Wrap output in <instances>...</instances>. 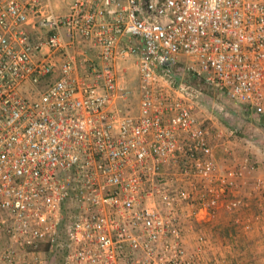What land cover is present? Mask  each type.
Instances as JSON below:
<instances>
[{
  "label": "built area",
  "instance_id": "obj_1",
  "mask_svg": "<svg viewBox=\"0 0 264 264\" xmlns=\"http://www.w3.org/2000/svg\"><path fill=\"white\" fill-rule=\"evenodd\" d=\"M183 74L264 117V0H0V264H217L187 233L264 179Z\"/></svg>",
  "mask_w": 264,
  "mask_h": 264
},
{
  "label": "crops",
  "instance_id": "obj_2",
  "mask_svg": "<svg viewBox=\"0 0 264 264\" xmlns=\"http://www.w3.org/2000/svg\"><path fill=\"white\" fill-rule=\"evenodd\" d=\"M54 6H56L55 2ZM125 78L127 77L125 76ZM130 102L131 99L128 102L120 101L119 106L127 110L128 107L131 108L128 106ZM199 117L201 116L199 115ZM203 119L208 120V115H204ZM207 124L211 125L208 122ZM219 128L221 129L218 125L212 126L211 131L214 136L219 132ZM212 145L214 146V158L218 165L222 169L226 168L225 163L230 161V156L221 148V142L213 140ZM227 146L229 147V145ZM254 157L259 163L256 176L264 179V154ZM223 166L225 167L223 168ZM250 187L251 185H248V188ZM243 190L242 188L236 194L245 199L248 207L240 208L230 214L225 211L223 201H221L218 217L214 221L211 222L205 219L204 213L199 214L194 222V231H189L185 237L186 245L190 249L196 245V238L207 235L212 242V251L209 253L210 258L215 263L264 264V196L258 193L248 196V193ZM247 225L251 227L250 230L246 229ZM229 229H231V233L225 235L224 231Z\"/></svg>",
  "mask_w": 264,
  "mask_h": 264
},
{
  "label": "rangeland",
  "instance_id": "obj_3",
  "mask_svg": "<svg viewBox=\"0 0 264 264\" xmlns=\"http://www.w3.org/2000/svg\"><path fill=\"white\" fill-rule=\"evenodd\" d=\"M53 1L56 5L54 6L56 16L65 17L70 13L71 7L76 0ZM64 37L67 41H70V37L66 33H64ZM121 68L127 69V72L123 74L124 77L121 80V85L134 91L135 89L137 90L139 80L135 67L131 65L122 66ZM125 76L127 78H125ZM181 81L196 86L201 94L203 93L202 89L204 85L199 83V80L192 79L188 74H183ZM194 81L197 82L194 83ZM204 88H206V86H204ZM200 98L202 99L201 95ZM201 105L202 104H200V106ZM129 106L132 111L138 109L139 97L137 94L131 98ZM201 110L202 111L199 113L201 120H204L203 116L207 114L209 118L211 117L214 121L218 122L223 128L225 134L224 141H227L233 148H236L239 151L237 156L231 155L229 157L230 161L225 163V166H227L226 168L233 167L239 161V158L246 155H254L258 157V155L264 154V124L258 120V117L260 116L250 113L241 104L232 102L221 95L214 94L203 106H201ZM123 111L125 112L124 109ZM207 122L210 123L209 120H207ZM225 166H223V168Z\"/></svg>",
  "mask_w": 264,
  "mask_h": 264
},
{
  "label": "trees",
  "instance_id": "obj_4",
  "mask_svg": "<svg viewBox=\"0 0 264 264\" xmlns=\"http://www.w3.org/2000/svg\"><path fill=\"white\" fill-rule=\"evenodd\" d=\"M195 82H197V81H194V83ZM198 82L201 83L202 85L206 86L203 81H198ZM204 86L202 89L203 93L201 94V96H202V99L200 101V104H202L201 106H203L207 102V100H209L212 97L213 94L214 95H220L219 91L214 90V89L207 87V86H206V88H204ZM258 118H259L258 120H260L262 122V124H264V117H258ZM230 230L231 229L224 231L225 235H229L231 233ZM53 264H64V257H58L57 259L54 260Z\"/></svg>",
  "mask_w": 264,
  "mask_h": 264
}]
</instances>
